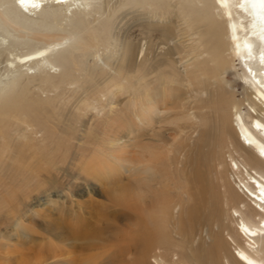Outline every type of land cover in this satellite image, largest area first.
Here are the masks:
<instances>
[{
    "label": "bare ground",
    "instance_id": "obj_1",
    "mask_svg": "<svg viewBox=\"0 0 264 264\" xmlns=\"http://www.w3.org/2000/svg\"><path fill=\"white\" fill-rule=\"evenodd\" d=\"M91 1L0 0V204L20 215L68 157L65 199L127 169L140 174L111 189L129 221L115 261L82 264H264V0H101L86 21ZM126 9L143 53L117 28ZM78 213L55 241L94 251L105 235Z\"/></svg>",
    "mask_w": 264,
    "mask_h": 264
},
{
    "label": "rangeland",
    "instance_id": "obj_2",
    "mask_svg": "<svg viewBox=\"0 0 264 264\" xmlns=\"http://www.w3.org/2000/svg\"><path fill=\"white\" fill-rule=\"evenodd\" d=\"M171 1L179 2L180 0ZM91 2L92 4H90L88 9L85 10V13L81 15L86 21H92L94 18H99L102 15V11L100 10V4L102 3V1L92 0ZM128 10L129 9L123 10L122 12H120V14H118L119 16L117 15L118 18H114L118 29L121 28V25L122 29H129V25L130 28H136L134 24H137L135 23V16L137 12L135 10H130L131 12ZM73 13L74 10L72 12H68V17L71 18ZM130 17H133L134 19H131ZM69 24L70 20L64 23V25L66 26H69ZM133 32H136L138 36L140 35L137 28L134 29ZM139 39L141 44L140 51L141 53H143L145 51L144 49H146V40H143V36H139ZM179 152L180 150L177 149L176 154L178 155ZM176 154H174V156H177ZM194 156L195 152H193L192 156H187L186 154L182 155V165L184 167H187L190 159H193ZM69 164L70 160L68 157L67 159H65V162L62 165L66 168L63 171L55 172L58 174V176L55 178L58 183L53 184L50 190L49 188H47L46 194L33 198V201L31 200L29 207L20 206L19 210L23 211L20 215H16V213L14 214L8 211V209H11V207L14 206L15 203L9 201L5 202L3 205L0 204V207H4L0 212V264H53L55 261L59 263L60 260V264H67L66 262L69 263L70 259L75 264H82L84 258L88 257L91 254H93V258L98 262L103 260L104 262H106L107 260L115 261V255L113 253L117 247L115 248L113 244V242L116 241V239L113 238H115L117 234L123 235V233L127 232L128 228L126 229V227L129 226V221H125V216H127L125 215V213H123L122 211H117L121 210L122 208L117 207L116 209V206L112 203L113 201L111 197L113 196L111 195L114 194L113 192L115 190L118 191V189H115L117 188L118 184L123 188H125L127 183H129V185L135 184L140 172H137L134 175H130L127 169L120 171L118 170L120 168H115L106 173V176H109V181L105 180L104 182V174H99L101 180L88 181V185L81 180L76 181L78 182L77 186L74 187V189L71 191V195L68 196L66 200L62 195L65 193V191H67L71 184H74L72 183V180L77 173L76 171L68 170L70 166ZM162 168L166 169L164 167ZM253 185L256 186L255 184ZM112 187L114 189H112ZM111 189L113 190V192H111ZM62 200L66 201L64 206L62 205ZM54 201L55 203L51 204V202ZM68 209L73 210L74 212L77 211L79 212V215L82 214L84 217H89L96 220L95 224L96 228L99 230V234L105 235L103 236L105 237L104 242L100 245V247L98 245L99 249L97 248L94 251H82L80 245L76 246L75 248H73V246L61 248L58 247V243H56L55 238H59L62 235L61 233L63 231V228H65L66 225L70 223V220L67 219V215H61L68 211ZM35 210L39 212V216L33 214ZM20 216H24V226L27 231L15 230L16 223ZM129 216L133 217V220H131L130 223L136 224L137 218L135 216V213L130 214ZM72 227L75 228L74 226ZM118 228L123 229L117 231ZM70 229L72 230V228ZM130 230H133V228L130 227L129 231ZM8 234L10 235V238H3L4 235ZM24 236H26L27 238ZM98 242L100 241L98 240ZM61 249H63V254H61L62 256H60L59 252H56L58 253L57 258L48 260L47 262L44 261L45 256L48 253H55V251H60ZM232 252L234 253V249H232ZM100 254H102L101 257ZM180 255L183 256L182 258L185 264H193L189 261L188 256L184 255L183 253H178V257ZM203 256L207 257L208 255ZM176 258L177 255H174V259ZM151 262L152 264H156L154 260H152Z\"/></svg>",
    "mask_w": 264,
    "mask_h": 264
}]
</instances>
